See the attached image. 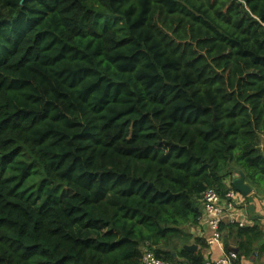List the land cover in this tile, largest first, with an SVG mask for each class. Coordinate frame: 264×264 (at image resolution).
I'll return each mask as SVG.
<instances>
[{
	"label": "trees",
	"instance_id": "obj_1",
	"mask_svg": "<svg viewBox=\"0 0 264 264\" xmlns=\"http://www.w3.org/2000/svg\"><path fill=\"white\" fill-rule=\"evenodd\" d=\"M262 136L264 0H0V264H205Z\"/></svg>",
	"mask_w": 264,
	"mask_h": 264
},
{
	"label": "crops",
	"instance_id": "obj_2",
	"mask_svg": "<svg viewBox=\"0 0 264 264\" xmlns=\"http://www.w3.org/2000/svg\"><path fill=\"white\" fill-rule=\"evenodd\" d=\"M261 147L264 151V136L261 137ZM238 172V171H237ZM239 175L235 172L233 178L234 180L238 178ZM226 186H231V182L229 179L225 180ZM247 183V181H246ZM248 184V183H247ZM249 185V184H248ZM250 186V185H249ZM252 193L248 197H243L242 204L238 206L236 209L239 220L244 222H249L247 224V228L257 227L262 232V237L260 241H257L252 245V247L249 249L250 251L248 253H243L240 251V244L246 243L250 240L248 237L239 238L237 235L238 228H232V230H224L225 239H227V243H225V247L231 250H235L238 253V262L237 264H264V190H259L258 188L252 187ZM248 198V200H246ZM203 206L201 208V211L203 212ZM230 223L229 221H225V224ZM233 226L234 224H231ZM188 232L193 236V239L190 243V245H196L195 239L196 238H202L207 242L209 231L207 229V226L204 222L200 221V224L198 226L194 227H188ZM249 239V240H248ZM186 246V244L183 245V247ZM198 247L199 252L201 250V247L196 245ZM195 252V253H197ZM204 257L209 258L211 260H217L221 255L222 252L219 248L213 247V248H207L203 250Z\"/></svg>",
	"mask_w": 264,
	"mask_h": 264
},
{
	"label": "built area",
	"instance_id": "obj_3",
	"mask_svg": "<svg viewBox=\"0 0 264 264\" xmlns=\"http://www.w3.org/2000/svg\"><path fill=\"white\" fill-rule=\"evenodd\" d=\"M243 197L235 189H230L225 197H221L215 189H209L203 196V217L201 219L207 226L209 236L207 239L208 248L217 247L222 255L217 260L205 258V264H236L238 253L225 247V234L222 225L225 221L238 225L241 228L247 226L249 222L239 220L236 212L242 204ZM142 264H173L156 257L152 252H145Z\"/></svg>",
	"mask_w": 264,
	"mask_h": 264
},
{
	"label": "water",
	"instance_id": "obj_4",
	"mask_svg": "<svg viewBox=\"0 0 264 264\" xmlns=\"http://www.w3.org/2000/svg\"><path fill=\"white\" fill-rule=\"evenodd\" d=\"M23 2H24V0H22V3ZM237 174L239 175V177L233 181V187L243 197H248L252 193V188L246 183V177H245L244 173L237 172ZM224 242L227 243V239H225ZM184 249L190 253H195L198 251V247L194 244L193 245H186V246H184Z\"/></svg>",
	"mask_w": 264,
	"mask_h": 264
},
{
	"label": "rangeland",
	"instance_id": "obj_5",
	"mask_svg": "<svg viewBox=\"0 0 264 264\" xmlns=\"http://www.w3.org/2000/svg\"><path fill=\"white\" fill-rule=\"evenodd\" d=\"M65 192H66V189H60V190H59V194H60V195H63ZM178 246L180 247V245H178Z\"/></svg>",
	"mask_w": 264,
	"mask_h": 264
}]
</instances>
